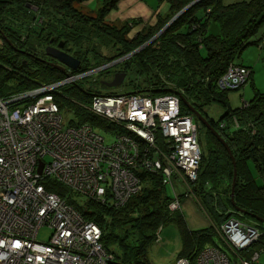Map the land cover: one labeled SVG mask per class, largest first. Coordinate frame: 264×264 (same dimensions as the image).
Here are the masks:
<instances>
[{"label": "trees", "instance_id": "trees-1", "mask_svg": "<svg viewBox=\"0 0 264 264\" xmlns=\"http://www.w3.org/2000/svg\"><path fill=\"white\" fill-rule=\"evenodd\" d=\"M88 1L0 0L1 97L10 98L65 76L68 68L64 72L54 62L48 64L50 61L40 60L41 56H45V43L52 37L63 39L64 48L79 60L80 67L75 71L91 66L90 59L99 65L131 53L123 63L110 66L102 74H109L110 69L114 73H126L131 62L138 75L132 92L157 96L172 94L177 89L183 90L185 101L203 114L207 104L213 101L226 102L228 91L217 89L215 81L226 72L229 65L247 69V80H252V69L241 61V53L248 45L257 44L259 48L264 45V0H199L173 20L153 43L133 54L176 12L193 0H167L169 14L159 18L151 31L143 34L137 32L131 37L127 35L132 26L129 22L119 27L104 22V13L113 5V0L100 6L94 14L95 7L90 10ZM28 5L36 7V11ZM15 21L19 22L18 28L12 26ZM84 29L106 36L112 47L110 53L95 46L90 41L91 33L82 31ZM30 38L39 41L38 49L30 43ZM75 84L65 87L81 98L82 103H88L92 93L84 91L81 85L79 89ZM96 86L92 85L93 88ZM55 101L62 109L63 97L57 95ZM181 110L185 114L189 113V107L183 102ZM71 113V125L87 122L107 132L112 128L104 125L106 122L99 116L76 105ZM231 117L237 119L238 126L224 130L219 128L222 119L213 120L209 116L210 123L232 151L233 160L209 130L206 133L208 145L205 156L201 147V160L194 183L197 184L195 191L200 204L212 220L206 227L187 228L181 221V214L177 212L170 217L169 204L174 199L175 191L171 188L174 195L169 196L167 187L170 185L164 184L161 175L155 173L143 172L141 189L122 205L111 201L109 197L104 198L103 202L79 197L78 193L55 182L54 178L46 177L41 182L47 191L63 198L85 220L93 221L101 228V243L106 251L114 255L116 263L147 264V249L155 241L157 230L173 221L177 222L182 242L177 256L192 260L206 244L214 243V226L226 220V211L223 209L227 204L224 197L228 196L230 204L233 162L237 166L234 204L244 207L249 205L254 212L264 217V93L257 92L250 101H244L241 107L224 113L225 119L231 120ZM253 166L262 184L255 182L251 174ZM256 224L264 230L259 222ZM261 243L264 244V240L260 238L259 242L253 243V248Z\"/></svg>", "mask_w": 264, "mask_h": 264}, {"label": "built area", "instance_id": "built-area-1", "mask_svg": "<svg viewBox=\"0 0 264 264\" xmlns=\"http://www.w3.org/2000/svg\"><path fill=\"white\" fill-rule=\"evenodd\" d=\"M130 54L80 71L68 68L54 83L0 96V264H118L101 243V228L47 191L41 182L46 177L81 197L101 202L109 197L118 205L141 189L143 172L161 175L167 185L174 176L196 180L201 160L197 127L182 112L176 90L157 96L94 92L88 103L68 99L112 127L111 143L98 126L61 122L55 101L61 87L103 72ZM248 76L247 69L231 64L216 84L236 89ZM231 122L238 126L235 117ZM36 162L37 167L42 163L40 172ZM177 207L173 199L169 209ZM214 227L223 245L214 242L194 259L179 257L176 264H262L264 244L253 248V243L264 240V230L235 218ZM44 228L49 234L40 240Z\"/></svg>", "mask_w": 264, "mask_h": 264}, {"label": "rangeland", "instance_id": "rangeland-1", "mask_svg": "<svg viewBox=\"0 0 264 264\" xmlns=\"http://www.w3.org/2000/svg\"><path fill=\"white\" fill-rule=\"evenodd\" d=\"M102 1L103 0H92L87 6L91 10L98 3L102 2ZM225 1L228 2V1H235V0H225ZM178 12H176V13H178ZM174 15H176V14H174ZM18 23L19 22L15 21L14 23H12V26H14V28H18L19 27ZM161 29L156 31L154 33V35L151 38H149V40H151L149 43H153L156 40V38L159 37V36H156V34ZM82 31H86V33H89V32L91 33L92 32L91 29H88V30L84 29ZM134 32L130 36H132L134 34ZM90 36H92L90 38V41L93 44H95V46L100 47L103 50L105 49L104 51L108 50V52L110 53L112 47L110 46V43H109L108 38L106 36H104L103 34L98 33V32L96 34L91 33ZM87 38H85V39H87ZM30 43H33V45L37 49H38V45H40L39 41L37 40V42H36V40L34 38H30ZM45 44H43V45H45ZM101 45H103V46H101ZM262 46L263 47L259 48V46H257V44H253V45L251 44V45H248L243 50V52L241 53V58L246 56V55H253V82H252V80H250L248 82H247V80H245L244 82H241L236 87V89H221L216 84L217 89H219L221 91H226V92L228 91L227 95H226V102L222 104L220 102H214L213 101V102L207 104L206 107H205V114H203L200 111L196 110L203 117H205L208 120L209 123L210 122L212 123L211 119H213V120L221 119L220 116H222L225 112H229L230 109H233V108H236V107H241L243 105L244 101L248 102V99L250 97H252V93L253 94H256L257 92L264 93V45H262ZM44 50H45V48L43 49V51ZM67 50L68 49H66V51ZM67 53L70 54L69 51H67ZM70 55H72V54H70ZM108 55H111V54H108ZM127 59L128 58H125V59L121 60L120 62H118L116 64L123 63ZM118 60L119 59H117V61ZM92 62H93V60L90 59V65L91 66H95L96 63H92ZM54 64H60V63L57 61V63H54ZM110 64H112V62ZM130 65H129L130 68H128L126 70L125 78L123 79L122 83L119 86H116V87H105V86H102L101 85L102 83L100 82L101 81L100 79L102 77L106 76V74H102V72H100V73L98 72L97 74L91 76L90 78L87 77L85 79L79 80L78 82H76L77 84L74 83L75 84L74 86H76L79 89H81L80 88V85H81V87H82V89L84 91L90 92V93H94L93 91L99 92V93H105V94H122V93L132 92L133 91V84L136 83V81L138 79V75H137L136 71L134 70V66H133V64L131 62H130ZM110 70L113 71V69H110ZM237 77H239V76H237ZM54 82H56V81L49 82V83H46V84H51V83H54ZM215 83H218V80H216ZM93 84L97 85L96 88L92 87ZM67 86H69V85H67ZM72 86H73V84H72ZM244 88H245V91H244ZM237 89H239V90H237ZM87 90H89V91H87ZM176 91L179 94L180 107H181V102H183L187 107H189V113L187 115H189L192 118L193 123L197 127V137H198V140H199L200 151H201V147H202V152H203V154L205 156V154H207V145L208 144H207V140H206L207 139V134L206 133H207L208 129L205 126H203L201 124V122H199L197 120V118L195 117L194 113L191 111L190 107L192 106L193 109H194V107H193V105L191 103L185 101V99L183 98V96H182L183 90H178L177 89ZM59 93H61V95L63 96V100H64V106L61 109V115H62L61 116L62 117L61 118V122L65 123L66 125H71L70 124V119L73 118V114L71 113V111L74 109V104L72 102H70L68 99H71V100H74V101H77V102H81L82 100L78 96L70 93L69 89H67L65 86L61 87L59 89ZM208 115L211 117V119L209 118ZM230 122H231V120H230ZM220 125H221V123H219V128L221 129L222 126H220ZM211 126L215 130H217L212 124H211ZM101 133H102V135L105 136V142L106 143H111L112 142L113 138L111 137L109 132L102 130ZM254 133L255 132H253V134ZM221 138H223V137H221ZM223 140H224V138H223ZM225 143H226V141H225ZM226 151H227V153H229L227 149H226ZM230 152L232 154L231 150H230ZM39 168H40V170H39ZM235 168H236V171H237L236 164H235ZM36 169H37L38 172H40L41 169L43 170L42 163H39V166L37 167V162H36ZM251 174L254 177L255 182L257 184H262V182L259 179L258 173H257V171H256L254 166H253V170L251 171ZM236 177H237V174H236ZM54 181L57 182L56 180H54ZM171 181L173 183L170 184L171 187L170 186L167 187V194L169 196L173 197L174 194H173L172 189L175 191L174 201H175V199L177 200L178 207L176 209H171V213L172 214L170 213V217L172 218V216L174 215L175 212H177L178 214H181V221H183L185 226H187V228H190V229L203 228L205 226V223H206V226H208V221L211 220V217L208 214L207 210H205L200 204L199 196H198L197 192L195 191V188L197 187V184L194 183L195 181H190V182L186 181L185 178H183L182 175L172 177ZM186 191H189L187 195H185ZM79 197H81V195H79ZM130 197L126 199V202L130 199ZM227 197L228 196L224 197L225 198L224 202H225V204H227V205H225L226 208L223 209V210L226 211L225 212L226 213L225 219H227V217L229 215V216L237 217V218H239V219H241V220H243L245 222H248V223H253V222H254V224L257 223L256 220H255L256 222L254 220L251 221L250 218L248 219L247 217L244 216V213H242L241 211L237 210L236 207H241V206L238 205V204L235 205L233 199H231L232 205L229 206L230 204H228ZM229 198H230V195H229ZM79 200L82 201V199H79ZM238 211H239V213L242 216H239V215L236 214ZM187 217H189L190 221L186 220ZM223 222H221V223H223ZM203 224H204V226H203ZM220 224L216 225V227H218ZM259 225L264 227V223H259ZM48 234H49V231L47 229H45V228L41 229V231L38 234V238L40 240H44L45 237ZM212 239H213L214 242H216V243H218L220 245H223L221 243V241L219 240V235L216 232H215V235L213 236ZM213 244L214 243L211 242V244H208V245L206 244L204 247H207V246H210V245H213ZM181 247H182V242H181V238H180V233H179L177 222L173 221L171 223H168V224L162 226V228L160 227L157 230V232H156V241H153L150 244V246L148 247L147 255H146L147 264H176L177 259H179V257L177 255H178V252L181 249ZM259 260H260V262L262 264H264V253L261 254V257H260Z\"/></svg>", "mask_w": 264, "mask_h": 264}, {"label": "crops", "instance_id": "crops-1", "mask_svg": "<svg viewBox=\"0 0 264 264\" xmlns=\"http://www.w3.org/2000/svg\"><path fill=\"white\" fill-rule=\"evenodd\" d=\"M91 1L92 0L88 1L87 3H90ZM109 1L110 0H103L102 2L98 3L95 6L93 14L100 6L102 7L103 4L108 3ZM113 1H114L113 5L109 7L107 11L104 13L103 16L104 22L110 25H114L116 27L121 26L125 22H129L130 24H132V26L127 34L128 37H131L130 35L134 31H135L134 34H136L137 32L143 34L146 33L147 31H151V29L156 26L159 18H164L169 14V3L167 0H113ZM241 61L246 66L251 67L252 69L251 78L253 82V55H246L242 57ZM252 97H253V93H252ZM252 97H250L248 101H250ZM228 121L230 122L229 119ZM230 127H232V125ZM186 220L190 221L189 217H187ZM255 220L259 223H264L258 221L257 219ZM209 222H211V220L208 221V224Z\"/></svg>", "mask_w": 264, "mask_h": 264}, {"label": "water", "instance_id": "water-1", "mask_svg": "<svg viewBox=\"0 0 264 264\" xmlns=\"http://www.w3.org/2000/svg\"><path fill=\"white\" fill-rule=\"evenodd\" d=\"M198 0H193L192 2H190L188 5H186L184 8H182L178 13H176V15H174L166 24L165 26L156 34V36H159L170 24L173 20H175L182 12H184L186 9H188L190 6H192L194 3H196ZM155 36V37H156ZM151 40H148L145 44H142L139 48H137L136 50L133 51V53L137 52L138 50H140L141 48H143L145 45L149 44ZM63 47V42H59L57 47H53L51 45H48L47 47H45V54L49 57H52L54 59H56L60 64H55V66H57L58 68H60L61 70L64 71V67L69 68L70 70H77L78 66H79V60L77 58H75L74 56L70 55L69 53L63 51L61 48ZM132 53V54H133ZM131 55V54H130ZM43 60V59H40ZM45 61V60H44ZM47 62V61H46ZM48 64H53L51 62H47ZM125 72H115L113 74V77L111 80L109 81H103V84H105L108 87H116L119 86L123 79L125 78ZM102 83V82H101ZM191 111L194 113L195 117L197 118V120L199 122H201V124L203 126H205L209 131H211V133L216 136L218 138V140L226 147V149L228 150L230 156H231V152L229 147L227 146V144L225 143V141L223 140V138H221L220 134L218 133L217 130H215L211 124L208 122V120L203 117L199 112H197L195 109L192 108V106L190 107ZM231 159L233 160V157L231 156ZM233 165V171H232V191L234 189L235 186V181H236V168H235V163H232ZM40 170V168H39ZM237 210L241 211L244 214H248L250 215L248 212H246L245 210L240 209L239 207H236ZM252 217H255L258 221L260 222H264V218H260L257 216H253V214H251Z\"/></svg>", "mask_w": 264, "mask_h": 264}, {"label": "flooded vegetation", "instance_id": "flooded-vegetation-1", "mask_svg": "<svg viewBox=\"0 0 264 264\" xmlns=\"http://www.w3.org/2000/svg\"><path fill=\"white\" fill-rule=\"evenodd\" d=\"M29 6V8H31L33 11H36V7H33V6H31V5H28ZM34 16H36V17H38V15L37 14H35ZM38 21H41V18L40 17H38ZM59 42H63V47L61 48L63 51L65 50V52H67L66 51V49L64 48V40L63 39H55V38H51L47 43H46V45L48 46V45H51V46H53V47H57L58 46V43ZM46 46V47H47ZM44 54H45V52H44ZM42 57V59H44V60H47V61H50V62H54V63H57V61H56V59H54V58H52V57H49V56H47L46 54H45V56H41ZM76 58V57H75ZM80 67V66H79ZM65 69H66V67H64V72H65ZM63 71V70H62ZM112 72L114 73V71H111V70H109V78H101L100 80V82H102V86H105V87H108V86H106L105 84H103V81H109V80H111L112 79V77H113V75H112ZM221 117V119H222V124H224V127H223V129L224 130H226V128H229L230 126H231V123L228 121V119L229 118H227V119H225L224 118V114L222 115V116H220ZM230 120V119H229ZM253 132H254V130H253ZM260 179V178H259ZM234 190H235V186H234V189H233V191H232V189H231V192H230V204L232 205V203H231V199H233V197H234ZM230 205V206H231ZM234 208V207H233ZM239 208H241L242 210H245L246 212H248L250 215H248V214H244V216L245 217H247L248 219L250 218L251 219V221H253V220H255L256 218L255 217H252L251 216V214H253V216H257V217H260V218H264L263 216H261L257 211H255L254 212V210H252V208L249 206V205H246V207H244V206H241V207H239ZM237 215H239V216H242L240 213H239V211L236 213ZM228 219L229 218H235V219H238L239 221H241L242 223H245V224H248V225H250V226H254V227H256V228H259L258 226H257V224H253V223H248V222H245V221H243V220H241V219H239V218H237V217H233V216H229L228 215V217H227ZM252 229H253V227H251ZM260 229V228H259Z\"/></svg>", "mask_w": 264, "mask_h": 264}, {"label": "clouds", "instance_id": "clouds-1", "mask_svg": "<svg viewBox=\"0 0 264 264\" xmlns=\"http://www.w3.org/2000/svg\"><path fill=\"white\" fill-rule=\"evenodd\" d=\"M145 43H146V42H145ZM145 43H144V44H145Z\"/></svg>", "mask_w": 264, "mask_h": 264}]
</instances>
